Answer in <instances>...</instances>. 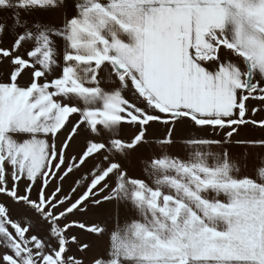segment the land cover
Listing matches in <instances>:
<instances>
[{"label": "snow or ice", "instance_id": "1", "mask_svg": "<svg viewBox=\"0 0 264 264\" xmlns=\"http://www.w3.org/2000/svg\"><path fill=\"white\" fill-rule=\"evenodd\" d=\"M6 36L0 264H264V0H0Z\"/></svg>", "mask_w": 264, "mask_h": 264}, {"label": "rangeland", "instance_id": "2", "mask_svg": "<svg viewBox=\"0 0 264 264\" xmlns=\"http://www.w3.org/2000/svg\"><path fill=\"white\" fill-rule=\"evenodd\" d=\"M38 15V16H37ZM33 19H43L41 13L37 12L34 14V16L32 17ZM7 40H9V36H6L3 38V42L0 43V47H8L10 45V41L7 42ZM6 41V42H5ZM3 70L6 72L7 71V65L3 66ZM24 78H29L28 76H25ZM249 107L251 108L252 105L249 104ZM257 120L260 119H264V113L258 114L256 117ZM190 130V129H189ZM189 130L185 131L184 134L188 135V133H191ZM133 129L130 130V132H128V137H132L133 135ZM194 134V133H192ZM195 134L201 135V136H213V134L211 132L205 133V132H196ZM223 135V134H221ZM86 137V133H82L81 137L77 140L76 144L73 146L72 149V153H76L78 151H80V149L83 147L84 144V140ZM215 137H219L220 136H215ZM264 137V130H261L258 126H250L247 128L242 129L241 131V136L240 138L242 139H258ZM92 168V164L90 163L88 165V169ZM85 171H87V169H85ZM79 173L77 174V176L72 177L71 179H68L63 187H64V191H69L70 187L74 186L73 181L75 179L79 178ZM23 190V186H21V191ZM0 201H3L4 203H6L11 209H12V215L15 218L18 215L19 210L8 200H6L4 197L0 196ZM77 219H83V220H87L90 222H94V221H101L103 219V217L98 214V213H92L89 214L86 217H77ZM109 227H111V224H109ZM80 238L82 240H91V243L93 244V248L91 250V252L88 253L89 258H91L92 256H99L102 254L103 252V248L106 246V240L105 241H96L94 239H91L90 237L86 236V235H81Z\"/></svg>", "mask_w": 264, "mask_h": 264}, {"label": "crops", "instance_id": "3", "mask_svg": "<svg viewBox=\"0 0 264 264\" xmlns=\"http://www.w3.org/2000/svg\"><path fill=\"white\" fill-rule=\"evenodd\" d=\"M42 17L44 20H48L51 21L53 23L56 24H60L63 21V15L61 13H49V14H44L41 13ZM38 16V15H37ZM12 37L9 36V40L10 44L12 43ZM6 42V41H5ZM6 47V46H5ZM29 78H24L23 81H21V83H26L28 81ZM132 128L125 126L123 129V137L125 139H130L131 137H128V132H130ZM190 129V130H189ZM189 130L191 133H198V130L193 128L191 124H183L180 125V130L178 135L180 136H185L186 134H184L185 131ZM202 133V132H201ZM189 134V133H188ZM216 139H219V137H215ZM152 149L150 148H144L141 149L140 151L134 153L126 162L125 166L129 172V175L135 177V178H144L143 177V164H142V158L148 156L151 153ZM235 151V149H234ZM171 154L172 155H179L181 157H183L185 155L184 149L181 147V145L178 143L172 150H171ZM252 170V163L249 164V173H251Z\"/></svg>", "mask_w": 264, "mask_h": 264}]
</instances>
